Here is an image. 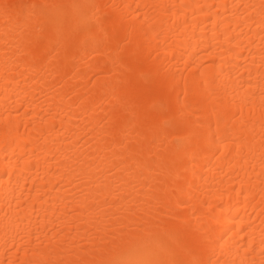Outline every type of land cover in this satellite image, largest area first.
<instances>
[{"label":"bare ground","instance_id":"obj_1","mask_svg":"<svg viewBox=\"0 0 264 264\" xmlns=\"http://www.w3.org/2000/svg\"><path fill=\"white\" fill-rule=\"evenodd\" d=\"M0 264H264V0H0Z\"/></svg>","mask_w":264,"mask_h":264}]
</instances>
